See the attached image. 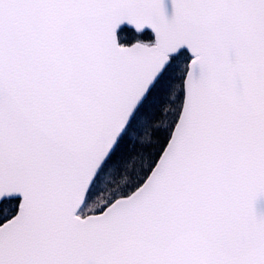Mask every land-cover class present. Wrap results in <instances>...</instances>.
<instances>
[{
  "label": "snow or ice",
  "instance_id": "6c2138e0",
  "mask_svg": "<svg viewBox=\"0 0 264 264\" xmlns=\"http://www.w3.org/2000/svg\"><path fill=\"white\" fill-rule=\"evenodd\" d=\"M264 0H0V264H264Z\"/></svg>",
  "mask_w": 264,
  "mask_h": 264
},
{
  "label": "water",
  "instance_id": "95a60500",
  "mask_svg": "<svg viewBox=\"0 0 264 264\" xmlns=\"http://www.w3.org/2000/svg\"><path fill=\"white\" fill-rule=\"evenodd\" d=\"M257 215H264V199H260L255 204Z\"/></svg>",
  "mask_w": 264,
  "mask_h": 264
}]
</instances>
